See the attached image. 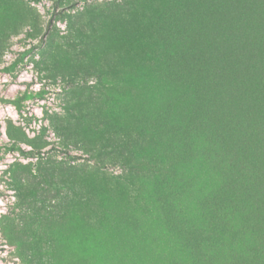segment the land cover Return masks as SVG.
<instances>
[{
  "label": "rangeland",
  "instance_id": "obj_1",
  "mask_svg": "<svg viewBox=\"0 0 264 264\" xmlns=\"http://www.w3.org/2000/svg\"><path fill=\"white\" fill-rule=\"evenodd\" d=\"M164 2L0 0V264H195L198 233L188 227L206 234L205 215L217 209L234 216L229 241L244 231L238 219L260 208L226 176V149L247 125L225 131V149L195 121L204 118L187 98L192 87L170 76V54L192 44L162 39L150 11ZM190 29L207 45V25ZM202 75L187 74L193 86ZM220 103L226 116L238 113ZM157 158L164 165L153 173ZM255 238L262 264L264 237Z\"/></svg>",
  "mask_w": 264,
  "mask_h": 264
},
{
  "label": "trees",
  "instance_id": "obj_2",
  "mask_svg": "<svg viewBox=\"0 0 264 264\" xmlns=\"http://www.w3.org/2000/svg\"><path fill=\"white\" fill-rule=\"evenodd\" d=\"M160 6L157 10L151 9L150 16L162 20L166 28L162 29V39L178 37L190 40L192 44L186 51L176 49L169 58L172 65L178 68V72L170 76L192 87V95L186 94L187 98L195 108L194 112L204 118V121H195L199 125L202 123L206 130L219 132L216 139L225 149L230 143L224 136L231 131L232 124L247 125L246 129H238L232 150L226 149L232 156L226 176L234 179V184L239 185V190L247 198L255 197L260 203L257 211L252 210L249 215L238 219L239 224L243 223L244 231L240 233L236 229L229 241L225 232L234 216L217 209L205 215L210 227L206 234L193 225L188 227L190 235L198 233V238H193L196 243L190 247L192 259L196 261L195 264H222L225 258L228 260L231 257L230 264H261L257 261L256 248L259 244L257 239L260 238L255 237H264V0H165ZM197 21L207 25L204 33L208 40L204 47L196 45V33L190 29L191 22ZM192 71L205 76L201 83H194L195 86L187 76ZM211 75L213 80L209 82L206 76ZM215 92L220 95L218 104H214L210 98ZM247 98L257 105L255 113L249 111ZM221 99L228 102V106L237 107L238 113L226 116ZM10 102L21 110L19 98ZM228 108L232 110L231 106ZM224 118L225 124L215 126ZM251 134H259V140L251 141ZM188 139L186 136L183 141L180 138L168 142L170 150L189 144ZM151 148L158 149L157 146ZM219 156L223 158L222 154ZM161 159L153 160L155 163L152 166L150 164L153 173L160 171L164 165ZM228 187L233 185L228 183ZM237 208V205H232L230 213L233 214ZM200 237L206 238L203 241L210 252H199L202 249V244L198 242ZM189 240L188 245L192 241L191 236ZM240 242L244 244L241 252L238 250Z\"/></svg>",
  "mask_w": 264,
  "mask_h": 264
}]
</instances>
